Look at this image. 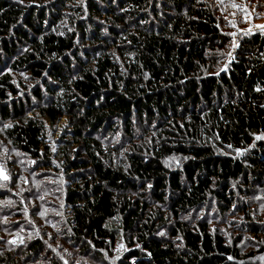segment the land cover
Wrapping results in <instances>:
<instances>
[{
  "label": "trees",
  "instance_id": "1",
  "mask_svg": "<svg viewBox=\"0 0 264 264\" xmlns=\"http://www.w3.org/2000/svg\"><path fill=\"white\" fill-rule=\"evenodd\" d=\"M250 6L264 17V0H0V264L264 253V30L246 31ZM21 169L65 175L49 238L25 222L41 205ZM213 214H239L254 248Z\"/></svg>",
  "mask_w": 264,
  "mask_h": 264
},
{
  "label": "rangeland",
  "instance_id": "2",
  "mask_svg": "<svg viewBox=\"0 0 264 264\" xmlns=\"http://www.w3.org/2000/svg\"><path fill=\"white\" fill-rule=\"evenodd\" d=\"M245 1V0H243ZM242 6H245L244 4ZM248 8V7H246ZM250 8V9H249ZM247 12L245 13V16L243 17L244 20H246V31L247 30H254V29H259L256 27V25H264V17L263 16H258L257 12H261V10L258 11V9H262L261 6L258 7H249ZM66 127V120L61 119L55 126L54 128L50 129L48 131V137L52 139V147L54 150V153L60 154V151H58V148L61 144V142H56L55 140L59 139L60 134L64 133V128ZM1 142V141H0ZM58 152V153H57ZM15 155V154H14ZM16 156V155H15ZM18 156V155H17ZM167 165L169 168H173L177 166L179 163V158L178 157H171L167 159L166 161ZM1 169V167H0ZM21 175L20 178L21 182L24 184L28 183V181L31 182V186H35V195L37 196V201L41 205L38 209V214L35 213L33 216L29 215V210L26 208V206H23L26 211L24 217H25V222H32L38 223L39 225L36 226L38 230L40 229H47L48 233L47 236L48 238L50 237V234H54L56 232V229L62 224V218L64 217L65 214V206H63L62 203L58 202V200L54 197V191L58 190L57 192L63 194L65 191V175L63 172L60 170V172L57 173V175H53L52 177H41V178H34L32 173H29L28 171L21 169L20 171ZM3 174L8 176L6 172L3 171ZM32 178V179H31ZM31 179V180H30ZM46 180V181H45ZM0 183L5 185L4 179H0ZM47 183V184H45ZM19 185V183H18ZM52 185V186H51ZM55 185V186H53ZM41 197L43 199H41ZM44 201V202H43ZM22 202L24 203V200L22 199ZM49 202H54L52 203V207H48L51 203ZM32 204V203H31ZM25 205V203H24ZM41 213H44V215H41ZM202 214L201 212L198 213V217ZM42 216L44 219L41 221L39 216ZM231 215H228L226 219H220L216 214H213L211 217V226L214 228L215 226H219V228L226 233V235L229 237L228 240L231 242V238L236 237L237 235H242L243 236V243H242V253L247 252L250 250L252 247V244L249 242V236L246 231L242 230L240 228V225H236L238 223L237 219L239 217V214L236 215L234 214V217H230ZM241 217V216H240ZM231 218V219H229ZM237 219V220H236ZM262 219L264 220V213H262ZM241 223V221H239ZM57 227V228H56ZM232 228V229H231ZM8 237V240H13V234L9 233L6 234ZM234 236V237H233ZM264 240V237H263ZM57 246V244H54ZM263 245V246H262ZM264 247V241L261 245H258V249L260 247ZM55 249V248H54ZM55 251H57L55 249ZM242 264H264V253L262 254H257L255 257L251 259H244Z\"/></svg>",
  "mask_w": 264,
  "mask_h": 264
},
{
  "label": "snow or ice",
  "instance_id": "3",
  "mask_svg": "<svg viewBox=\"0 0 264 264\" xmlns=\"http://www.w3.org/2000/svg\"><path fill=\"white\" fill-rule=\"evenodd\" d=\"M233 6L234 7H237V5H233ZM256 27L259 28V29H261V30H264V25H256ZM235 47H237V45L234 43L233 44V48H235ZM229 55H231V53H229ZM261 138H264V137H257V139H261ZM33 163H35V162H33ZM0 179H4V180L9 179L8 176H6V175L3 174V170L2 169H0ZM41 199H43V198L41 197ZM41 215H44V213H41ZM22 242L23 241L21 240V243ZM9 243H15V241H9Z\"/></svg>",
  "mask_w": 264,
  "mask_h": 264
}]
</instances>
